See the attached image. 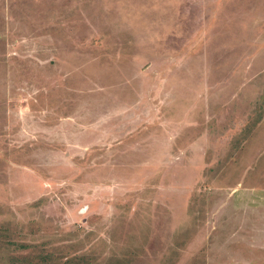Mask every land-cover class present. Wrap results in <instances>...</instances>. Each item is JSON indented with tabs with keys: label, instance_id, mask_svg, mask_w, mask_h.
I'll use <instances>...</instances> for the list:
<instances>
[{
	"label": "rangeland",
	"instance_id": "374dc122",
	"mask_svg": "<svg viewBox=\"0 0 264 264\" xmlns=\"http://www.w3.org/2000/svg\"><path fill=\"white\" fill-rule=\"evenodd\" d=\"M0 264H264V0H0Z\"/></svg>",
	"mask_w": 264,
	"mask_h": 264
}]
</instances>
